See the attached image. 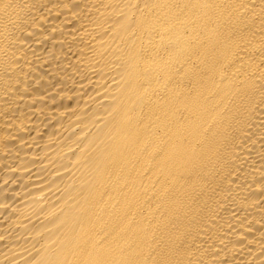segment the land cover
Here are the masks:
<instances>
[{
  "label": "bare ground",
  "instance_id": "1",
  "mask_svg": "<svg viewBox=\"0 0 264 264\" xmlns=\"http://www.w3.org/2000/svg\"><path fill=\"white\" fill-rule=\"evenodd\" d=\"M0 264H264V0H0Z\"/></svg>",
  "mask_w": 264,
  "mask_h": 264
}]
</instances>
